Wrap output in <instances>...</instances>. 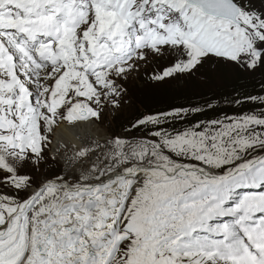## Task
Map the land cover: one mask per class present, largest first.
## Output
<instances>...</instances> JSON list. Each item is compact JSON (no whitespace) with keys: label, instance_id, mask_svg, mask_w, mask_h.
<instances>
[{"label":"snow or ice","instance_id":"1","mask_svg":"<svg viewBox=\"0 0 264 264\" xmlns=\"http://www.w3.org/2000/svg\"><path fill=\"white\" fill-rule=\"evenodd\" d=\"M0 264H264V0H0Z\"/></svg>","mask_w":264,"mask_h":264},{"label":"rangeland","instance_id":"2","mask_svg":"<svg viewBox=\"0 0 264 264\" xmlns=\"http://www.w3.org/2000/svg\"><path fill=\"white\" fill-rule=\"evenodd\" d=\"M163 66L164 65H161L160 68L162 69ZM149 74L151 73L149 72ZM188 83L191 82H189L187 79L177 80L175 78H170L169 82H161L159 85H157L155 82L146 84L143 80H137L133 84V87L136 90V96L133 98V102L140 107L142 112H147L148 108L156 110L158 108L156 104H158L161 99L165 98L169 93H173L175 91L177 92L180 89L190 87L187 85ZM137 97L139 99H137ZM140 100H144L147 103L148 108H145L144 104H140Z\"/></svg>","mask_w":264,"mask_h":264},{"label":"trees","instance_id":"3","mask_svg":"<svg viewBox=\"0 0 264 264\" xmlns=\"http://www.w3.org/2000/svg\"><path fill=\"white\" fill-rule=\"evenodd\" d=\"M189 82L187 85L190 87L180 89L179 91H175L173 93H169L165 98L161 99L158 104V108L151 109L152 112L161 111V110H169L171 105H188L189 103H195L199 100L203 99V96L200 94L201 90L200 85L202 84L201 77L197 76L194 79H187ZM245 82V81H242ZM248 91H254L255 93H260L261 89L259 85L253 90L251 87L248 88ZM149 110V108H148ZM259 111V108H257Z\"/></svg>","mask_w":264,"mask_h":264}]
</instances>
